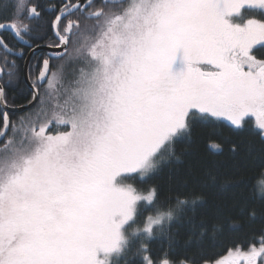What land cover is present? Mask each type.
<instances>
[{"label": "snow or ice", "instance_id": "snow-or-ice-1", "mask_svg": "<svg viewBox=\"0 0 264 264\" xmlns=\"http://www.w3.org/2000/svg\"><path fill=\"white\" fill-rule=\"evenodd\" d=\"M11 9L0 33L34 54L40 45L30 43L34 29L23 18L39 21L42 11L29 0H11ZM56 13L58 43L46 45L56 50L36 62L23 106L39 107L13 120L0 84V264H197L154 253L150 242H171L176 209L195 211L203 198L177 195L175 208L162 210L157 185L129 181L178 160L176 144L191 139L197 118L244 131L255 117L253 135L264 142V0H63ZM0 52V79L10 84L16 61L8 57L24 52L2 35ZM254 192L259 203L218 219L213 237L264 222V179ZM142 201L154 215L141 219ZM208 230L201 219L195 239ZM261 233L259 247L237 244L212 264H264Z\"/></svg>", "mask_w": 264, "mask_h": 264}, {"label": "trees", "instance_id": "trees-1", "mask_svg": "<svg viewBox=\"0 0 264 264\" xmlns=\"http://www.w3.org/2000/svg\"><path fill=\"white\" fill-rule=\"evenodd\" d=\"M6 0H0L3 5ZM8 7L0 8V19L7 17L11 9V0H7ZM258 58H264L257 53ZM23 68V64L21 65ZM8 100L14 104L25 100L26 95H18L15 99L9 92ZM39 105L37 106V108ZM15 120L20 115H11ZM247 121V130L236 131L226 119L203 120L197 118L194 123L191 139L183 138L175 147L179 159H171L161 165L159 170L144 180L137 178L129 181L145 190L150 185L159 187L160 208H175V197L181 198L202 197L197 201L195 211L190 207L176 209L178 220L172 223V240L167 236L153 239L150 247L154 253L168 250L169 258L179 261L195 256L197 264H202L204 259L210 264L224 256L228 248L237 244L244 250L249 244L259 247V236L264 222L257 218L254 222L245 224L233 231L227 227L223 233L214 237L211 225L218 219L227 221L241 215V206L246 203H259V194L254 192V185L264 179V142L258 135H253L254 122ZM63 130V129H61ZM212 142L222 145V150L217 151L210 147ZM232 142L240 145V151L231 152ZM212 176L216 179L212 180ZM225 181H230L223 187ZM167 197L173 199L167 200ZM141 219L147 214H155V206L142 205ZM205 219L209 230L202 241H197L199 222ZM195 226V227H194ZM134 264H139L135 261Z\"/></svg>", "mask_w": 264, "mask_h": 264}, {"label": "flooded vegetation", "instance_id": "flooded-vegetation-1", "mask_svg": "<svg viewBox=\"0 0 264 264\" xmlns=\"http://www.w3.org/2000/svg\"><path fill=\"white\" fill-rule=\"evenodd\" d=\"M30 3L36 4L39 9L42 11V18L37 20H29L26 17L23 18L24 23H29L33 26V33L31 37H28L30 40V43L35 45H40V47L36 48L35 53H30V49L27 45H25L24 42L20 41L18 42L17 38L14 37L12 32H2L0 35L4 36L5 39L9 41L11 45H13L17 52H19V49H23L24 55L20 56L17 54L16 56H9V60H15L16 61V68L14 70V76L12 77V81L10 84H6L5 81H7L8 77L4 76L3 79H0V84H3L5 86V92L9 107L12 108H18L22 107L27 104L29 100L32 98L33 90L26 79V73L25 69L27 67V63L29 62V70L31 71V78H29L30 83L33 85V81L36 80L38 70L36 68V62L41 58H48L49 54L56 50L52 49L50 47H47L46 45H53L58 43L56 40L55 35L53 34V31L50 26V22L52 19H54L56 13V9L60 6L61 3H63V0H29ZM75 17H73L74 19ZM3 56L4 53L0 52V67H3ZM51 63H60V61H51ZM23 64V68L22 65ZM9 67H11L9 65ZM39 88L40 85H37ZM41 92H43V88H40ZM9 92H11L12 96L14 94V97L18 95H26V98L22 102H18V104H14L8 100ZM39 103L32 107L25 112L22 113H14L9 112V116L14 119L11 115L17 114V115H25L27 112L35 110ZM2 110V109H0Z\"/></svg>", "mask_w": 264, "mask_h": 264}, {"label": "water", "instance_id": "water-1", "mask_svg": "<svg viewBox=\"0 0 264 264\" xmlns=\"http://www.w3.org/2000/svg\"><path fill=\"white\" fill-rule=\"evenodd\" d=\"M28 66H29V62L27 63V67L25 69L26 79L28 80V82H29V84H30V86H31V88L33 90V85L30 83V80H29V67ZM37 102H34V104L32 105V107H34L37 104ZM28 109H30V108H25L23 106L22 107H18V108L9 107L8 111L9 112H14V113H22V112H25Z\"/></svg>", "mask_w": 264, "mask_h": 264}, {"label": "rangeland", "instance_id": "rangeland-1", "mask_svg": "<svg viewBox=\"0 0 264 264\" xmlns=\"http://www.w3.org/2000/svg\"><path fill=\"white\" fill-rule=\"evenodd\" d=\"M246 120H253V121H255V117H247ZM141 204H142V205H146L145 202H143V201L140 202V206H141ZM146 206L149 207V205H146ZM153 215H154V214H153ZM140 226H142V224H141ZM258 264H259V262H258Z\"/></svg>", "mask_w": 264, "mask_h": 264}]
</instances>
